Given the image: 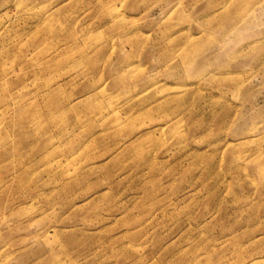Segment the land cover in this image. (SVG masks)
<instances>
[{
    "label": "rangeland",
    "instance_id": "374dc122",
    "mask_svg": "<svg viewBox=\"0 0 264 264\" xmlns=\"http://www.w3.org/2000/svg\"><path fill=\"white\" fill-rule=\"evenodd\" d=\"M0 264H264V0H0Z\"/></svg>",
    "mask_w": 264,
    "mask_h": 264
}]
</instances>
